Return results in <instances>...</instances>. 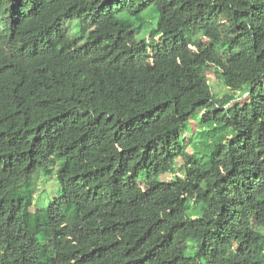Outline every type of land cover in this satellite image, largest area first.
Wrapping results in <instances>:
<instances>
[{"label":"trees","instance_id":"obj_1","mask_svg":"<svg viewBox=\"0 0 264 264\" xmlns=\"http://www.w3.org/2000/svg\"><path fill=\"white\" fill-rule=\"evenodd\" d=\"M210 66L231 92L181 112ZM17 188L0 264H264V0H0V208Z\"/></svg>","mask_w":264,"mask_h":264},{"label":"rangeland","instance_id":"obj_2","mask_svg":"<svg viewBox=\"0 0 264 264\" xmlns=\"http://www.w3.org/2000/svg\"><path fill=\"white\" fill-rule=\"evenodd\" d=\"M143 15L145 17V22H143V24L139 28L137 36H144L145 39H148L149 37L146 34L156 26V15L151 10L145 11ZM77 21V18H73L65 24V27L67 28L68 34L70 36L80 34V22L78 23ZM205 75L206 80L199 87V89L183 94L181 96V112L188 111L191 108L193 102L206 95L205 92L207 90L216 97L231 92V90L221 82V79H219L213 67H208ZM200 114L201 113L199 109L190 113V116L185 124L184 131L182 133V139L186 144L187 149L191 152H203L206 149L205 145H208L207 141L210 142L213 138L223 133L222 129H220L218 125H207L205 123H201ZM180 163L181 160L178 158L176 160V166L178 167ZM56 168L57 166L55 165L51 173L47 176H45L43 172L39 170L33 175V200L34 203L42 209L47 205L48 201L52 200V198L58 194ZM169 176L170 174L163 175L161 177L162 179H166ZM22 204L23 197L21 188L14 189L6 195L5 202L1 205L0 212L9 209L20 211L22 208Z\"/></svg>","mask_w":264,"mask_h":264}]
</instances>
